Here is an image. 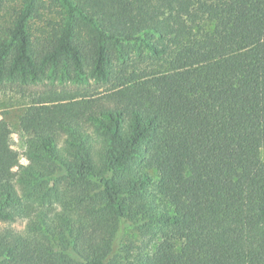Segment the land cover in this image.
I'll return each instance as SVG.
<instances>
[{
	"label": "trees",
	"instance_id": "obj_1",
	"mask_svg": "<svg viewBox=\"0 0 264 264\" xmlns=\"http://www.w3.org/2000/svg\"><path fill=\"white\" fill-rule=\"evenodd\" d=\"M0 90V264H264V0H0Z\"/></svg>",
	"mask_w": 264,
	"mask_h": 264
},
{
	"label": "rangeland",
	"instance_id": "obj_2",
	"mask_svg": "<svg viewBox=\"0 0 264 264\" xmlns=\"http://www.w3.org/2000/svg\"><path fill=\"white\" fill-rule=\"evenodd\" d=\"M32 96L21 94L15 91L0 90V119L5 118L8 121L10 130L11 146L18 155L19 163H26V140L20 128V115L29 105ZM19 163L13 169L16 171ZM25 222L19 221L12 224L13 227L23 229Z\"/></svg>",
	"mask_w": 264,
	"mask_h": 264
}]
</instances>
